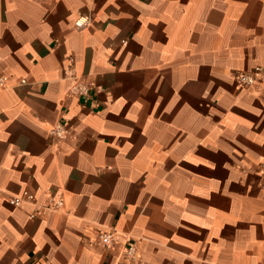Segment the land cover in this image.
Instances as JSON below:
<instances>
[{
    "label": "crops",
    "instance_id": "obj_1",
    "mask_svg": "<svg viewBox=\"0 0 264 264\" xmlns=\"http://www.w3.org/2000/svg\"><path fill=\"white\" fill-rule=\"evenodd\" d=\"M258 66L264 0H0V264H264Z\"/></svg>",
    "mask_w": 264,
    "mask_h": 264
},
{
    "label": "built area",
    "instance_id": "obj_2",
    "mask_svg": "<svg viewBox=\"0 0 264 264\" xmlns=\"http://www.w3.org/2000/svg\"><path fill=\"white\" fill-rule=\"evenodd\" d=\"M264 77V66L255 67L250 72L240 73L236 77L237 85L240 88H251L255 86L260 79ZM2 80L0 79V82ZM52 135L56 138L62 139L66 136L65 128L62 124H57L52 131ZM10 206L18 207L20 205H36L34 195L28 191H24L19 195L11 196L7 199ZM63 201L56 200L54 198H48L47 201L41 206H35L34 211L30 214V219L35 218L40 211H54L58 212L63 208ZM116 239V233L113 230L103 231L98 233L97 241L104 248L109 249L113 246ZM121 258L124 259L128 264H141L137 257L136 244L130 240L126 241V246L121 252Z\"/></svg>",
    "mask_w": 264,
    "mask_h": 264
}]
</instances>
